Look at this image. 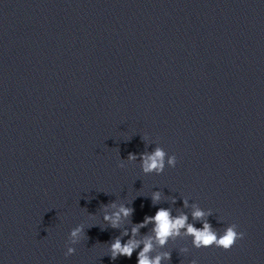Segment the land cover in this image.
<instances>
[{"label": "clouds", "instance_id": "obj_1", "mask_svg": "<svg viewBox=\"0 0 264 264\" xmlns=\"http://www.w3.org/2000/svg\"><path fill=\"white\" fill-rule=\"evenodd\" d=\"M140 161V168L144 174L160 175L167 167H175L177 164V157L175 154L169 155L162 147H155L151 152L145 151L139 154L129 153L128 161ZM120 167H124V161L121 159ZM161 201V193L155 191L151 195V203L153 206L159 204ZM175 203V198H172ZM184 206L188 207V200H184ZM111 207L114 209L110 214L105 211L103 220L112 229H121L123 221L131 223V228H124L119 236L113 237L109 244L110 257L114 261L119 257H126L131 259L133 253H137L136 264H162V261H170L171 253L168 251L160 252L152 255L156 246L163 249L170 240H174L183 235L192 238V246L196 249L216 247L224 251H230L237 243L242 240L245 233L238 230L236 223L229 224L222 232L214 230L212 225L204 218L211 215L209 211H205L199 206L193 205L192 218L194 220L203 221V226L198 228L194 224L189 223L188 215L181 213L173 215L170 208L159 207L154 215H146L142 222L133 223L132 219L135 209L125 204H119L112 201L110 204H105L104 209ZM151 227V234L142 235L141 239L136 237L141 235V229ZM84 226L77 225L72 228L68 235V241L72 245L78 244L84 237ZM123 237H129L123 241ZM65 257L72 256L76 252V248L65 245ZM137 250H139L137 252ZM187 251V249H182ZM190 264H198L197 260L193 259Z\"/></svg>", "mask_w": 264, "mask_h": 264}]
</instances>
